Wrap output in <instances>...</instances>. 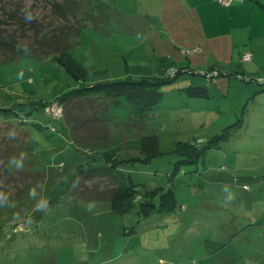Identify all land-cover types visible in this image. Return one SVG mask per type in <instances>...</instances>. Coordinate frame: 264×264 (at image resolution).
<instances>
[{
	"label": "rangeland",
	"instance_id": "374dc122",
	"mask_svg": "<svg viewBox=\"0 0 264 264\" xmlns=\"http://www.w3.org/2000/svg\"><path fill=\"white\" fill-rule=\"evenodd\" d=\"M75 1L81 28L65 55L0 51V109H9L0 110V150L13 153L8 170L29 184L16 197L0 191V264H264V107L257 103L264 85L252 81L264 78V0ZM7 3L0 0V14ZM34 6L50 35L49 21L59 19L45 0ZM33 36L18 39L28 45ZM58 57L76 60L87 75L75 77ZM180 67L185 72L169 80L168 71ZM211 68L218 71L207 78ZM144 77L165 81L156 110L134 121L127 118L136 114L133 104L98 91L93 95L120 114L83 131V139L63 117L30 104L55 103L64 92L101 81ZM189 85L205 86L209 98L190 99ZM239 119L243 135L229 128V140L206 149L208 139ZM147 136H155L156 148ZM179 142L201 146L194 162H183ZM114 154L119 162L111 167ZM79 167L100 195L115 184L98 169L111 170L118 183L131 179L142 195L171 179L178 205L138 219L114 213L109 200L75 201ZM0 185L14 190L3 178Z\"/></svg>",
	"mask_w": 264,
	"mask_h": 264
},
{
	"label": "trees",
	"instance_id": "16d2710c",
	"mask_svg": "<svg viewBox=\"0 0 264 264\" xmlns=\"http://www.w3.org/2000/svg\"><path fill=\"white\" fill-rule=\"evenodd\" d=\"M38 1L40 0H35L31 5H27L20 0L19 2L10 5L11 1L7 0V5L9 6L4 11V14H0V51L3 54L7 56L16 54L18 56L23 53H29L35 55V57L39 59H47L55 53L61 52H64L65 55V51L70 45V38L77 36L78 30L81 28V22H78L77 24L75 23L74 16L77 10L76 1L45 0L48 8H51L54 19L55 17L59 19L49 21L53 27L52 33L50 34L51 36H47L43 33V30L46 29L42 23L43 20L36 17L34 10L36 6L34 5ZM25 12L31 13L32 19L30 21L25 18ZM84 20L85 19H83V21ZM29 31L33 32V41L30 42L31 44L23 45L19 42L18 38L24 37L22 39H25L27 37V32ZM63 59L64 58L61 57L57 58V60L62 62L67 69L75 75V77H85V75H87V71L78 64L76 60L71 57L67 58L68 61ZM182 67L168 71L170 77L169 80H173L178 74L185 72V70H182ZM216 71L218 70L211 68V70L204 73V75L208 78L211 76L209 73ZM215 78L212 81L213 83L217 81ZM161 80L162 79L159 77L155 78V80H151L147 77L135 81L131 79L107 80L97 82L90 86L69 90L62 95H59L56 100L57 104L62 108V115L60 117H54L49 113L47 114L52 118L63 117L71 128L72 134L83 139V131H93L98 124H103L110 121L112 118L117 119L115 115L120 114V112L117 113L111 111L113 108L112 106L109 110V104L103 99L104 96L93 95V93H98V91H103L107 88L111 97H122L123 101L131 103L137 108L136 114L127 116V118L138 121L142 120L144 117L148 118L159 105L162 98L159 86L161 83L165 82ZM252 81L258 85H264V80L257 79ZM184 92L189 98H209V91L205 86L189 85L184 88ZM35 101H31L30 104L36 105L33 107L42 106L43 109L53 103ZM119 101L120 100H116L115 102L118 108L121 106ZM30 107L33 108L32 105H30ZM0 110L9 109L2 108ZM44 112L46 113V111ZM123 117L126 118L124 115ZM7 125L12 124L7 122ZM241 125L242 122L241 119H239L236 123L224 127L221 133L214 135L206 141L208 144L206 149L216 147L218 143L229 140L232 136V132L229 128L238 126L237 128H240V130L236 135H243L244 132L241 131ZM51 130L55 131V129ZM147 137L153 139L156 148L158 144L155 136ZM178 144L179 146L177 150L179 151V155H183V162H194L195 155L199 153L201 146L192 142H179ZM112 146V143L110 145L108 144L110 149L113 148ZM195 151L196 154L194 153ZM0 155L3 159L0 164V167H2L0 170V178H3L7 182H12L14 185L13 191H11L12 189L6 190L4 185H0L1 195L7 194L9 197L20 196L28 188L29 184L24 181V179L21 180V178L14 177L12 172L8 170V156L13 158V153L0 150ZM107 162L109 166L114 167L119 160L114 154V156ZM177 166L178 164L175 165V170L177 169ZM83 169V167H79L73 179L74 182L71 196L75 201L109 200L111 210L114 213L124 215L133 212L138 219L147 218L154 213H158V215L171 213L178 205L176 191L172 187L171 179H169L170 183L168 182V186L165 187L162 185L159 187H153L152 189H146L142 195L135 188V183L131 179H129L127 183H118V176L114 175L111 170L108 171L103 169L99 171L100 169H98L97 171L103 175L102 180L106 179L105 176L107 174V177H111L112 183L115 184L112 186H110L111 184L108 185L109 187L106 190H103L105 191L103 192L104 194L100 195V192H97L96 190L97 188L91 186L93 184L90 186L87 184L89 181L91 182L92 179L84 176L82 172ZM170 177H172L171 174L169 175V178ZM243 186L244 188L248 187L247 185ZM18 226L20 229L16 226L15 230H22V226ZM126 231L129 232V230Z\"/></svg>",
	"mask_w": 264,
	"mask_h": 264
},
{
	"label": "built area",
	"instance_id": "2783aa9c",
	"mask_svg": "<svg viewBox=\"0 0 264 264\" xmlns=\"http://www.w3.org/2000/svg\"><path fill=\"white\" fill-rule=\"evenodd\" d=\"M229 0H221L222 4H226L228 3ZM215 72L213 73H209V75H213ZM261 80H264V78H262ZM45 110L47 113L53 115L54 117H60L62 115V108L57 104V102L50 104L49 106L45 107Z\"/></svg>",
	"mask_w": 264,
	"mask_h": 264
},
{
	"label": "crops",
	"instance_id": "0c3cea01",
	"mask_svg": "<svg viewBox=\"0 0 264 264\" xmlns=\"http://www.w3.org/2000/svg\"><path fill=\"white\" fill-rule=\"evenodd\" d=\"M200 84V83H199ZM257 103H258V109L264 107V94L257 95ZM190 99H196V98H190ZM244 130L243 132H245Z\"/></svg>",
	"mask_w": 264,
	"mask_h": 264
},
{
	"label": "clouds",
	"instance_id": "9594fccd",
	"mask_svg": "<svg viewBox=\"0 0 264 264\" xmlns=\"http://www.w3.org/2000/svg\"><path fill=\"white\" fill-rule=\"evenodd\" d=\"M24 14H25V18H26L27 20L30 21V20L32 19V15H31L30 12H25ZM43 207H44V203H41V204L39 205V208L42 209Z\"/></svg>",
	"mask_w": 264,
	"mask_h": 264
}]
</instances>
